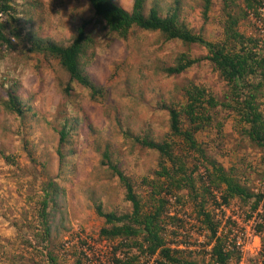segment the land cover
<instances>
[{
  "label": "rangeland",
  "instance_id": "1",
  "mask_svg": "<svg viewBox=\"0 0 264 264\" xmlns=\"http://www.w3.org/2000/svg\"><path fill=\"white\" fill-rule=\"evenodd\" d=\"M113 1L131 10L133 0ZM229 1L234 2L237 12L244 8V0H210L206 13L205 0H148L146 8L156 5L166 16L177 6L179 21L192 33L219 43L223 41L224 9ZM11 6L16 21L0 18L3 34L10 40L9 44L0 42V264H50L48 256L54 257L56 264H75L77 260L114 264L116 257L125 260L131 255L126 242L99 235L104 221L96 213L98 206L117 214L131 211L125 190L103 155L131 180L142 202L147 201L150 189L144 180L156 179L160 157L136 139L167 141L180 148L162 107L173 104L179 109L185 103L186 89L193 86L206 89L222 104L212 112V123L197 135L198 142L209 158L250 192L264 193L263 151L243 134L244 125L231 107V89L213 65L201 61L178 76L163 72L180 55L205 58L204 48L165 41L159 33L136 29L126 39L119 38L94 20L86 0H13ZM261 20L264 23V14ZM83 23H87L91 41L84 50L81 68L102 89L94 100L77 83L68 85V74L59 63L34 53L30 44L33 37L67 46ZM238 30L246 37L261 34L248 17L240 21ZM66 86L70 87L68 94ZM9 91L18 96L23 115L4 109ZM258 102L264 112V86ZM183 128L188 126L184 123ZM61 133L66 136L62 144ZM182 156L189 162L188 171L195 161L202 162L196 154ZM204 165L198 164L192 173L198 181L206 176L208 165ZM51 183L63 192L65 214L47 239L40 213ZM180 194V203L173 204L172 199L169 210L178 213L188 231L182 242L192 244L191 251L198 250L191 260L207 261L206 250L193 247L203 246L204 239L196 235L202 229L192 213L190 197L186 191ZM251 203L232 199L228 207L218 210L209 201L205 203L206 211L213 212L225 230L230 228L228 221L234 223L226 236L236 239L241 257L236 264H264V229H257L263 210L252 213ZM144 261L142 258L140 264ZM146 264H156L155 259Z\"/></svg>",
  "mask_w": 264,
  "mask_h": 264
},
{
  "label": "trees",
  "instance_id": "2",
  "mask_svg": "<svg viewBox=\"0 0 264 264\" xmlns=\"http://www.w3.org/2000/svg\"><path fill=\"white\" fill-rule=\"evenodd\" d=\"M90 5L94 20H97L109 33L126 39L132 30L159 33L165 41H179L185 45H198L207 51L205 58L192 59L187 55H180L172 66L163 68L167 76H178L200 63L210 62L219 73L220 78L231 89L233 98L232 109L244 125L243 134L251 145L262 149L264 156V112L258 102L260 89L264 86V36L246 37L238 30L240 21L252 13L259 18L261 0H244V8L237 12L229 1L224 9L223 41L211 43L202 36L192 33L187 26L179 21L178 7L172 8L166 16H162L158 7L153 5L146 8L148 0H133L130 11L123 9L113 0H86ZM13 0H0V18L12 17L15 10ZM205 11H208L210 0H205ZM231 5V6H230ZM87 23H83L76 30V35L67 46H60L53 42H45L33 37L30 44L34 53L56 60L69 77V84L77 83L90 92V98L102 94L86 76L81 68L80 61L85 48L91 39L86 31ZM3 23L0 20V42L9 44L10 40L3 34ZM65 93L70 87L66 86ZM9 99L3 107L10 113L23 115L21 102L18 96L9 91ZM222 106L217 99L206 89L193 86L185 91V103L178 109L173 104L162 107L169 116V130L172 137L181 143L180 148L171 142L136 139L142 147L159 154L160 171L156 172V179L145 183L149 187V198L144 203L134 192L132 182L115 165L111 164L108 155H103L106 165L117 177L125 190V200L130 203L131 211L125 214L104 212L100 206L96 208L97 215L103 219L104 227L99 235L105 240H120L126 242L129 251L133 252L125 260L116 257L114 264H140L143 258L146 261L155 259L156 264H236L240 261L236 239L228 240L227 236L234 227H222L221 221L213 212L206 211L205 203L209 201L214 210L228 207L232 199H239L244 203L252 201V213L262 209L261 224L257 229H264V193L253 194L248 188L239 183L230 171H226L214 160L208 157L206 149L198 142L197 135L203 132L213 121V111ZM183 120V121H182ZM188 126L183 128V124ZM66 136L61 133L60 144ZM185 155L196 154L202 162H196L193 169L188 171L189 163ZM205 167L204 178L198 181L192 173L198 170L197 165ZM205 166V165H204ZM264 180V172H263ZM186 191L192 204V213L199 223L202 233L196 234L204 239L203 246L193 247L206 250L208 260L199 262L191 260L190 256L198 250H190L192 244L182 242L188 231L181 225L178 213L172 214L169 210L170 201L178 204L181 201L180 192ZM215 193V194H214ZM218 195L216 197L215 195ZM46 196H50L49 203ZM45 201L40 213L43 232L47 239L50 231L56 228V222H63L65 204L62 200L63 192L57 185L47 184ZM61 197V200L59 198ZM217 200H220L219 202ZM50 207L48 212L47 207ZM48 219L50 223L48 222ZM50 264H56L52 256H48ZM75 264H84L77 260Z\"/></svg>",
  "mask_w": 264,
  "mask_h": 264
},
{
  "label": "built area",
  "instance_id": "3",
  "mask_svg": "<svg viewBox=\"0 0 264 264\" xmlns=\"http://www.w3.org/2000/svg\"><path fill=\"white\" fill-rule=\"evenodd\" d=\"M261 8L259 9V18H256L252 13H249V15L247 16L248 19L256 26H258L260 28V32H261V36H264V27L262 25H264L262 19V14H264V0H261ZM263 12V13H261Z\"/></svg>",
  "mask_w": 264,
  "mask_h": 264
}]
</instances>
